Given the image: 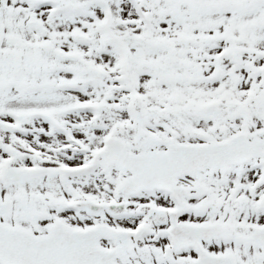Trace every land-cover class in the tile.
<instances>
[{
  "label": "snow or ice",
  "instance_id": "1",
  "mask_svg": "<svg viewBox=\"0 0 264 264\" xmlns=\"http://www.w3.org/2000/svg\"><path fill=\"white\" fill-rule=\"evenodd\" d=\"M0 264H264V0H0Z\"/></svg>",
  "mask_w": 264,
  "mask_h": 264
}]
</instances>
